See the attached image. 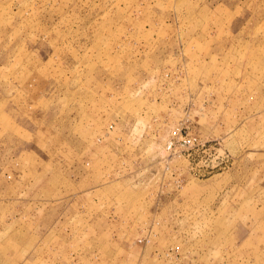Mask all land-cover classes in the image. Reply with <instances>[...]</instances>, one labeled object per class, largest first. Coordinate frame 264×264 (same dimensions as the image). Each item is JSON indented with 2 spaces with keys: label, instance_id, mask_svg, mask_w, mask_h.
<instances>
[{
  "label": "rangeland",
  "instance_id": "1",
  "mask_svg": "<svg viewBox=\"0 0 264 264\" xmlns=\"http://www.w3.org/2000/svg\"><path fill=\"white\" fill-rule=\"evenodd\" d=\"M0 264H264V0H0Z\"/></svg>",
  "mask_w": 264,
  "mask_h": 264
}]
</instances>
